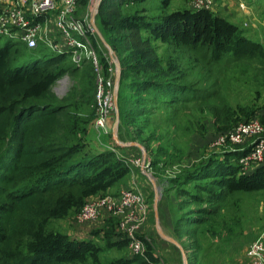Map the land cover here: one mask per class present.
<instances>
[{
	"label": "trees",
	"instance_id": "trees-1",
	"mask_svg": "<svg viewBox=\"0 0 264 264\" xmlns=\"http://www.w3.org/2000/svg\"><path fill=\"white\" fill-rule=\"evenodd\" d=\"M90 1L78 0L77 15L88 12ZM145 1L101 0L96 15L120 64V87L133 91L132 102L118 93L120 140H123L121 132L128 130L129 119L146 115L145 103H151V92L167 95L175 99L174 103L181 98L185 100L183 95L189 92L191 98L204 100L215 125L226 129L240 118H251L252 114L245 108L234 110L227 103H208V99L217 95L219 83L206 70L231 50L237 60L254 59L259 43H248L236 25L205 10L167 13L165 8L170 0L162 1L164 12L150 17L142 14L143 11L126 10ZM144 34L159 40L169 53L160 57L157 52L161 46L146 49L150 40L142 39ZM90 45L96 50L105 76H109L108 62L91 38ZM68 55L55 54L41 63L39 60L23 63L18 60L20 50L14 43H0V264H82L89 259L97 264L102 248L94 247L91 241L71 239L48 225L78 209L87 197L105 193L129 174L128 167L114 152L92 153L84 142L86 126L95 119L91 94L96 71L92 61L83 60L81 69H84L77 85L64 97L58 99L53 93V85L62 76L76 78L79 74V67L65 63ZM186 55L190 56L191 72L199 70L203 75V83L195 79L192 84L200 93L197 97L193 88L176 83L186 80V69L183 75L170 77L184 66ZM90 102L91 112L85 113ZM246 153L247 150L231 154L238 158ZM175 180L181 182V178ZM190 181L204 183L194 185L193 195L179 189V197L189 196V200L174 233L190 237V247L200 254L197 236L204 234L207 225L214 227L215 221L220 222L221 234L227 240L241 234L239 219H228L223 205H229V201L233 205L234 197L239 194L264 191V165L247 175L228 159L215 158L187 173L181 184ZM192 204L197 207L191 208ZM184 208L183 205L180 210ZM183 224L186 227L180 226ZM104 231L105 248L126 246L125 242L115 240L116 230L110 221ZM193 240L195 244H191ZM146 249L145 257H135L132 263L158 262L152 253V242L147 240ZM207 260L196 256L198 264H208Z\"/></svg>",
	"mask_w": 264,
	"mask_h": 264
},
{
	"label": "rangeland",
	"instance_id": "rangeland-1",
	"mask_svg": "<svg viewBox=\"0 0 264 264\" xmlns=\"http://www.w3.org/2000/svg\"><path fill=\"white\" fill-rule=\"evenodd\" d=\"M97 1L98 0L90 1L88 8L90 15L91 11L94 10ZM162 1L163 0H147L145 2L139 3L136 7H133L132 11H143L146 12V15L149 17L154 16L159 13L157 11L162 6ZM192 1L193 0H186L187 10H191V4L193 5ZM254 2L255 4H248L247 0H244L242 4L238 6L240 12L245 13V9L247 8L251 15L246 14L247 20H241V18L244 16L240 17L237 28L241 31L242 38L248 43H259V48L255 52L256 57L250 60L243 58H241V60H237L234 57V50H231L228 53L223 54L220 60L208 66L206 71H210L213 74L211 75L218 79L219 83L217 95L208 99V103L216 105L227 103L234 110L239 107L245 108L252 114L251 117L256 116L260 119V121L262 120L261 122H263L264 0H254ZM182 3L183 2H175L176 6L181 5ZM83 15H79L77 17ZM249 16L250 19L248 21ZM94 27V33L88 35L87 39L90 40L91 38V41L95 42L97 49L103 53V56L106 58L107 62H111V64L108 63L109 68L112 67L113 69L109 76H105L101 66L98 63L96 50H94V48L90 45V47L95 51V58L100 76L104 77L109 82L111 91L116 101V106H118V93L132 102L133 91L131 88H127L126 86L120 87V84H118L117 94L115 95V66L113 65L112 59L110 58H113L115 62L116 54L112 52L110 44L108 43L109 41L106 40V37L102 33L96 16L94 19ZM152 37L153 36L148 34L143 35L142 39L150 40V45H148L147 48L144 46V48L152 49L156 46H161L157 53L160 57L166 56V47L162 45L159 40H154ZM100 38L103 39L109 48L101 41ZM152 40H154V42ZM100 41L105 46L102 45ZM14 44L20 50V56L18 60L23 63H30L34 60H39L41 63L48 57L55 55L43 44H39L34 50H28L25 46L18 42ZM88 50H90V48H86V50L83 51V58L85 59L84 61H91V59L88 58ZM189 58L190 56L186 55V61L183 62L184 66L180 68V71H174L170 77L175 78L176 76L183 75V71L186 69V80L178 81L176 83L178 85L186 84V86L189 88H193V95L197 97L200 93H198L196 90L198 88L193 87L192 84L195 79H200L202 81L200 82L203 83V75L198 72L199 70H194L191 72L192 66L190 64L191 62ZM65 63L69 67H75L71 59V54L70 56L68 55ZM82 64L83 62L79 67V74L76 78H71L68 74H65L53 85V93L58 99L64 97L70 88L77 85L78 76H80V73H82L81 71L84 69H81V67H83ZM64 79H66V81H63ZM149 95V98L152 99V101H150L151 103H145L146 115L140 118L129 119L130 123L127 132H125V130L121 132V137L123 140H120L119 138L118 128L116 133H110V135L106 137L109 145L115 151L114 153L123 161V164L128 167L129 173H134L141 176V171L144 172L143 176L145 178L142 179V185H138V188H136L133 187V185H130L129 182L127 186L122 185L123 188L119 190L120 187L117 186L120 183L119 182L112 188L108 189L105 193L87 197L83 202L97 196H116L122 189L136 190L141 194L145 203V197H148L150 205V208H148V216L150 218L149 224L151 231L156 237L154 228V208L152 204L154 201V196H156L158 201H160L163 193L168 189L166 188L167 185L164 184L165 182H170L173 186L174 181H176L175 192L171 193L173 196L179 197L178 191L181 188L186 189V191L190 192V195H193L196 193V191L193 189L194 185L204 182L190 181L189 183L182 185L181 183L185 179L187 173L191 172L197 167H200L203 163H206L209 160H215V158L228 159L230 162L238 165L235 160L239 159L241 156L236 158L237 156H232L231 153L234 154V152L247 150L246 154H248L250 151V146L249 142H246L243 145H232L230 144L227 135L228 131L233 129V126L248 120L247 118H240L230 128L226 129L222 126H216L212 114L204 106L205 101L195 100L193 99L194 97L191 98L192 94L189 92H186V94L183 95L186 96L185 100H182L181 98L180 100L176 101V103L173 102L175 99L172 100V98L170 99V97L167 95L156 92H151ZM92 96L93 91L91 94V101ZM139 99L140 101H143L144 98ZM90 104L91 102L85 106L88 107V109L84 111L85 113L91 112ZM236 115H240V113L236 112ZM242 116H245V114ZM115 121L116 118L113 122H111L112 124L109 123L110 129H112L113 125L115 127L117 123ZM86 132L87 133L84 142L86 143V148L90 152L96 153L98 150L103 148L98 140L101 137L96 134L94 129V119L87 124ZM135 144L142 147V150L136 147ZM225 153L230 154L225 156ZM144 157L149 163L147 168H140L130 162L139 159L142 160ZM124 158H126L125 162ZM262 165H264V163L257 164L255 166L252 165L251 169L247 170V175ZM241 170L243 173L246 172L242 168ZM145 175H147V177L153 181L155 184V189H153V186L146 179ZM176 178H181V182H177V180H175ZM186 200H189V196L183 197L182 201L185 203L181 201L182 203L179 202L178 204V207H182L183 205L185 207L184 212H180L179 210L176 211L180 215L179 218L186 212ZM233 202L234 204L231 206L230 201L229 205H223V212L226 214L228 219H231L232 217H237L239 219L241 234L238 237L236 236L237 238L233 237V239L227 240V237L224 236L225 234H221L219 225L220 222H213L216 223L214 227L207 225L203 229L204 234H199L197 236L201 244V249L199 250L200 254L196 251L195 247H191L194 250L193 261L192 263L189 262L187 264H193V262L196 261V256L198 255L203 259H208V264H248V259L243 256L245 253L242 255V252H244V249H247L251 243L255 242L257 238V232L264 226V191L255 192L253 194H239L238 196L234 197ZM81 207L82 206L70 212V214H68L65 218L50 221L48 225L49 229L63 231L67 225L69 226L68 228L73 227L75 224V215H77ZM190 207L194 208L197 207V205L192 204ZM157 217L159 216L157 215ZM109 221L112 224V227L115 228L116 220L112 221L110 219H99V221L94 223L101 222L103 224L101 226H97L93 230V232L95 231L94 233H90L89 236L93 237V240L87 238L84 240L89 242L91 241L93 246L96 248L100 247L101 249L103 246L105 248L106 245L104 243H98L103 241V238L98 237V233L100 232L99 234H101V236L104 235L105 226L103 225L105 222ZM180 226L184 228L186 227V224ZM213 230H215V232H213ZM244 231H247L248 234H244ZM174 237L176 240L180 239V237H185L186 239V236H182L180 234H175ZM189 238L190 237L187 239ZM152 239L150 238L151 242L153 243L152 253H155L158 263L169 264L162 255V251L157 250L154 243L156 241L161 243V241L158 238ZM140 240L143 242L146 249L147 240L145 238H140ZM191 244H195L194 240ZM183 249V255H176L172 261V264L186 263L187 250L185 246H183ZM146 254L147 249L145 255ZM97 256V264H110L117 261L116 257L110 255V253L101 254V251H99ZM82 264H96V262L89 259L87 262Z\"/></svg>",
	"mask_w": 264,
	"mask_h": 264
},
{
	"label": "built area",
	"instance_id": "built-area-1",
	"mask_svg": "<svg viewBox=\"0 0 264 264\" xmlns=\"http://www.w3.org/2000/svg\"><path fill=\"white\" fill-rule=\"evenodd\" d=\"M207 1L193 0L191 11L205 10ZM77 9L78 0H0V43L17 40L28 50L43 44L54 54H71L75 67H80L84 60L83 51L90 48L88 58L96 71L93 92L94 129L98 136L107 137L112 133L109 122L117 118L116 101L109 82L99 74L95 51L87 39L95 28L90 14L87 12L77 17ZM263 134L264 127L256 116L236 124L227 133L232 145L249 142V153L235 160L245 173L252 165L264 163ZM109 150L113 151L112 147ZM130 162L140 168L149 165L143 159ZM148 208L138 191L122 189L116 196H97L86 200L75 215L74 223L81 225L99 219H114L115 240L125 242L131 258L145 257L146 249L139 238V231L147 219ZM248 255L252 264H264V241L253 242L248 248Z\"/></svg>",
	"mask_w": 264,
	"mask_h": 264
},
{
	"label": "crops",
	"instance_id": "crops-1",
	"mask_svg": "<svg viewBox=\"0 0 264 264\" xmlns=\"http://www.w3.org/2000/svg\"><path fill=\"white\" fill-rule=\"evenodd\" d=\"M59 1H61V0H59ZM176 1L183 2V3L181 5L176 6V4H175ZM243 1L244 0H208L207 4H206L205 11H208L209 13H211V14H213V15L221 18V19H224V20H226V21L237 26L238 20H240L239 19L240 17L244 16L243 18H241V20H247L246 14L251 15L249 13V11L247 10V8L245 9V13L240 12L238 6H240ZM247 2H248V4L249 3L255 4L254 0H247ZM136 6L137 5L126 7V10L128 12H134V11H132L133 10L132 8L136 7ZM184 9H186V0H170L167 8H165V12L171 13L173 11L184 10ZM246 10H247V12H246ZM157 12H159L158 14H160L161 12H164V10L162 9V6L158 9ZM77 14H78V11H77L76 15ZM142 14L146 15V12H143ZM77 16H79V15H77ZM231 16H233V17H231ZM90 18L92 19V11H91ZM249 19H250V16L248 17V21H249ZM101 41H100V43L102 45H104ZM7 42L16 43L17 40L7 41ZM110 59H112L113 65L115 66L114 73H115V79H116L117 78L116 61L118 62V60L116 58V61L114 62L113 58H110ZM109 64H111V62ZM118 64H119V62H118ZM119 69H120V64H119ZM108 71L109 72L113 71L112 67L109 68ZM110 124H112V123H110ZM263 126H264V121H263ZM114 129H115V127L113 125V127L111 129L113 134H114ZM96 134H98V133L96 132ZM114 137H115V135H114ZM98 140H99L101 146L103 147L98 151L109 150V148L111 146L109 145V142H108L106 137H101ZM113 152H115V151L113 150ZM143 175H144L143 171H141V176L138 174L129 173L128 176L117 185L120 187L119 190L121 188H123L122 185L127 186V184L129 182H130V185H133V187L138 188V185H140V186L142 185V179L145 178ZM145 176H146V179L153 186V189H155V184L153 183V181L150 180V178L147 177V175H145ZM164 184L167 185L166 188H168V189L163 193L160 201H158L157 197L154 196V201L152 204V206L154 208V218H155L154 228H155L156 237L150 229V224H149L150 218H149L148 213H147V219H146L145 223L143 224L141 230L139 231V234H140L139 238H145L150 242H151L150 238L151 239L152 238L153 239L158 238L161 241V243L159 241L154 242L155 240L153 242L155 243L157 250L162 251V255L165 257V259L167 260V262L169 264H172V261L174 260V257L176 255L177 256L183 255V251H184L183 246H185L186 250H187L186 251V263H189V262L192 263L194 250L189 245L190 240L187 239L188 237L186 236V239H185V237L184 238L180 237V239H177V240L174 237L175 236L174 228H175L176 222L180 216L176 211L177 210H179L180 212L185 211V210H180V207H178V204H179V202H181L183 200V197L173 196L171 193L175 192V187L172 186L171 183H169V182L168 183L165 182ZM145 201L149 207L150 205H149L148 197L147 198L145 197ZM157 215L159 217H157ZM106 223L107 222H105L103 226H106ZM102 224L103 223H101V222H99V223H84L81 225H75L74 224V226L70 227V228H68L69 226L67 225L62 232L65 233L71 239L84 240L87 238V239L93 240V237L89 236L90 233L93 232V230L97 226H101ZM104 229H105V227H104ZM99 233H98V237L102 238L101 234H99ZM244 234H248L247 231H244ZM256 240H263L264 241V226L261 229H259V231L257 232ZM98 243L102 244L103 242L100 241ZM248 248L244 249V252H242V255L245 253L243 256H245V258L248 259V264H252V260L248 255ZM106 253H110V255L115 256L117 261L127 262L126 264H136V263H132L134 258H131L128 255V250H127L126 246H118V247H112V248H104V246H103L101 254H106ZM153 254H154V256H156L155 253H153ZM117 261H115V262H117ZM115 262H113V263H115ZM113 263H110V264H113ZM193 264H198V262L195 261V262H193Z\"/></svg>",
	"mask_w": 264,
	"mask_h": 264
},
{
	"label": "water",
	"instance_id": "water-1",
	"mask_svg": "<svg viewBox=\"0 0 264 264\" xmlns=\"http://www.w3.org/2000/svg\"><path fill=\"white\" fill-rule=\"evenodd\" d=\"M100 3H101V0H98L97 1V3H96V5H95V8H94V10L92 11V22H93V24H94V19H95V16H96V14H97V12H98V9H99V6H100ZM101 40H102V42L106 45V43L103 41V39L102 38H100ZM107 46V45H106ZM108 48H109V46H107ZM110 50V49H109ZM116 66H117V78H116V90H115V95L117 94V87H118V84H119V78H120V69H119V64H118V62H116ZM64 80H66V79H64ZM116 116H117V118H116V125H115V129H114V132L116 133V131H117V128H118V121H119V113H118V109H117V113H116ZM135 146L136 147H138V148H140L141 150H142V147H140L139 145H137V144H135ZM144 159V161H145V157L143 158ZM185 264H187V263H185Z\"/></svg>",
	"mask_w": 264,
	"mask_h": 264
},
{
	"label": "bare ground",
	"instance_id": "bare-ground-1",
	"mask_svg": "<svg viewBox=\"0 0 264 264\" xmlns=\"http://www.w3.org/2000/svg\"><path fill=\"white\" fill-rule=\"evenodd\" d=\"M63 81H66V80H63Z\"/></svg>",
	"mask_w": 264,
	"mask_h": 264
}]
</instances>
